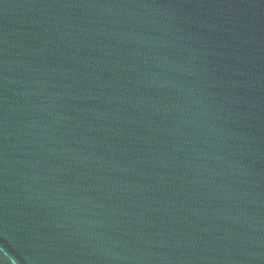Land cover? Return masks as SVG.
<instances>
[{"label": "water", "instance_id": "obj_1", "mask_svg": "<svg viewBox=\"0 0 264 264\" xmlns=\"http://www.w3.org/2000/svg\"><path fill=\"white\" fill-rule=\"evenodd\" d=\"M0 264H264V0H0Z\"/></svg>", "mask_w": 264, "mask_h": 264}]
</instances>
